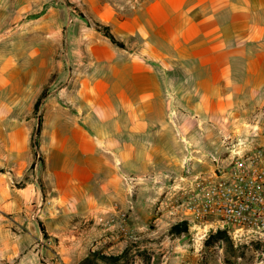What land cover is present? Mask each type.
I'll return each mask as SVG.
<instances>
[{
	"label": "crops",
	"instance_id": "crops-1",
	"mask_svg": "<svg viewBox=\"0 0 264 264\" xmlns=\"http://www.w3.org/2000/svg\"><path fill=\"white\" fill-rule=\"evenodd\" d=\"M94 8L122 47L100 33L79 43L94 73L74 78V109L49 108L39 146L46 190L38 177L15 188L28 177L30 143L23 155L1 150L0 104V264H77L103 241L104 218L128 209L123 176L174 163L173 186L190 189L210 174L208 155L228 153L219 131L264 145V0H96ZM255 124L258 136L248 137ZM147 192L132 212L139 222L149 218ZM56 240L69 244L36 248Z\"/></svg>",
	"mask_w": 264,
	"mask_h": 264
},
{
	"label": "rangeland",
	"instance_id": "rangeland-1",
	"mask_svg": "<svg viewBox=\"0 0 264 264\" xmlns=\"http://www.w3.org/2000/svg\"><path fill=\"white\" fill-rule=\"evenodd\" d=\"M95 1L0 0V58H5L6 61V80H0V104L5 101L7 105L8 134L5 144L4 141L1 143V150L4 153L23 155L26 152L23 151L22 144L24 140L28 142L29 138L27 154L33 160L27 171L28 177L19 183L14 182L15 188H21L24 181L38 177L39 186L46 190L41 177L43 155L39 148V162L32 142L35 139L43 149L45 144L41 132L35 137V129L38 122H41V131L45 127L51 106L74 109L76 105L71 100L79 89L74 78L78 74L94 73L93 61H87L85 46L79 43L94 42V35L100 33L94 25ZM79 61L83 64L87 62V65L79 66ZM2 68L4 67L1 65V75ZM43 90L46 91V97L38 111L34 112L33 106ZM219 132L221 139L232 137L233 133L231 130ZM236 134L239 135L236 138H242L241 134ZM4 171L0 166V174ZM178 171L172 163L134 177L140 180L132 198L133 209H129L126 200L128 209L123 210L119 217L104 218L103 241L90 253L116 256L127 249V259L131 264H146V260H149V264H228L227 261L230 264H257L260 258L256 259L254 255L258 250L255 246L233 247L232 255L227 246L221 243L206 248L204 241L210 234L204 237V231L193 230L181 237L169 234V228L180 220H175L166 209L159 210V204L164 200L167 190L176 182ZM142 188H147L148 191L143 203L147 207L146 212H149L144 216L149 218L139 222L132 216V212L135 211L137 201H141L139 192ZM115 205L120 210L119 204ZM116 220L119 225L114 227ZM62 243L60 246L56 240L48 245L43 241L36 248L58 251L60 247L69 244ZM237 257L241 258V262L235 263ZM76 259L70 258V262L73 263Z\"/></svg>",
	"mask_w": 264,
	"mask_h": 264
},
{
	"label": "built area",
	"instance_id": "built-area-1",
	"mask_svg": "<svg viewBox=\"0 0 264 264\" xmlns=\"http://www.w3.org/2000/svg\"><path fill=\"white\" fill-rule=\"evenodd\" d=\"M252 127L248 137L256 138L260 128ZM221 142L228 153L224 157L208 155L212 166L208 177L197 176L190 189L171 187L159 210L166 209L175 220L186 221L188 232L204 231L205 237L224 231L234 248L255 246L254 255L260 258L257 264H264V145L230 137ZM197 161L201 164L203 160ZM188 163L189 159L184 168ZM139 180L123 176L130 210Z\"/></svg>",
	"mask_w": 264,
	"mask_h": 264
},
{
	"label": "trees",
	"instance_id": "trees-1",
	"mask_svg": "<svg viewBox=\"0 0 264 264\" xmlns=\"http://www.w3.org/2000/svg\"><path fill=\"white\" fill-rule=\"evenodd\" d=\"M81 18L82 15H79ZM96 27V30L100 32L105 38H107L112 44L122 47L120 43L115 41L113 36L110 34V31L108 27H103L99 24H94ZM46 97V91L43 90L39 97L37 98L34 106L33 111L37 112L38 109L41 106L42 101ZM41 132V122H38L37 127L35 129V137H38ZM32 147L34 149V154L39 162H41V156L39 152V145L35 141V139L32 142ZM169 234L173 237H181V236H187L188 235V226L186 221H180L174 223L168 230ZM224 244L227 246L228 251L233 255V246L228 238L227 234L224 231H217L214 234H210L208 238L204 241V246L206 248L213 247L215 244ZM77 264H131L130 261L127 259V249H124V251L120 255L116 256H104L100 255L99 253L93 252L89 253L83 260H81ZM146 264H149V260H146Z\"/></svg>",
	"mask_w": 264,
	"mask_h": 264
}]
</instances>
